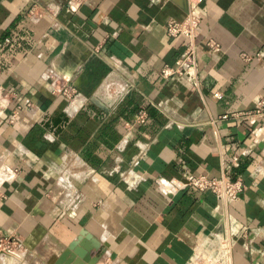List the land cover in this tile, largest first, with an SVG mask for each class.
Listing matches in <instances>:
<instances>
[{"label":"crops","instance_id":"crops-1","mask_svg":"<svg viewBox=\"0 0 264 264\" xmlns=\"http://www.w3.org/2000/svg\"><path fill=\"white\" fill-rule=\"evenodd\" d=\"M187 5L0 0V232L23 240L0 264L78 263L84 228L97 264H196L217 239L228 264H264V0L198 4V84L160 74L185 51L166 24ZM224 171L237 199L161 186Z\"/></svg>","mask_w":264,"mask_h":264},{"label":"built area","instance_id":"built-area-1","mask_svg":"<svg viewBox=\"0 0 264 264\" xmlns=\"http://www.w3.org/2000/svg\"><path fill=\"white\" fill-rule=\"evenodd\" d=\"M82 0H70V7H75L80 4ZM203 0H188L186 16L177 20L171 18L166 24L168 33L171 36H184L186 38V48L181 58L176 65H164L160 74L164 77H170L175 74L184 75L189 74L193 77L194 83L198 84V56H197V37L199 35V26L201 21V15L197 10V6ZM10 37L0 38V51L3 50L10 42ZM209 46L216 47L219 43L215 40H209L207 42ZM246 59H250L251 55L243 54ZM57 90L61 91L67 98L72 99L77 96L80 91L75 85L64 84L57 87ZM215 95L219 96L220 92H215ZM26 105L31 106L33 104L31 99H27ZM22 105H18V108L12 112L11 121L18 114V110ZM257 112L264 111V97L257 103ZM148 116L146 107H141L137 114L138 122H145ZM221 117H229L228 113L223 114ZM195 186L203 191L214 192L220 200L230 201L237 199L240 193L245 189L246 184L242 178L233 179L229 171H224L219 176H209L207 174H189L185 179L173 178L164 179L161 182V186L165 192L178 191L186 186ZM23 245V240L16 234H5L0 232V251L12 252L19 246ZM18 246V247H17Z\"/></svg>","mask_w":264,"mask_h":264},{"label":"rangeland","instance_id":"rangeland-1","mask_svg":"<svg viewBox=\"0 0 264 264\" xmlns=\"http://www.w3.org/2000/svg\"><path fill=\"white\" fill-rule=\"evenodd\" d=\"M20 247L21 246H19L18 248ZM76 254L78 255V253ZM227 254H228L227 245L222 243L221 241L218 242V239H217L215 240V244L213 243L209 247L207 253L200 255V260L198 259L199 261H197L196 264H228L225 259ZM64 261L67 264H75V262L72 259H65ZM86 263H87L86 260L82 258L81 256H79L77 264H86ZM104 264H118V263L109 261Z\"/></svg>","mask_w":264,"mask_h":264},{"label":"water","instance_id":"water-1","mask_svg":"<svg viewBox=\"0 0 264 264\" xmlns=\"http://www.w3.org/2000/svg\"><path fill=\"white\" fill-rule=\"evenodd\" d=\"M82 234L85 235L77 246L73 248L74 253H78L79 256L86 260V264H97L101 258L102 252L93 254V250L98 248L97 240L93 239L94 235L91 232H88L85 228L82 229ZM67 252H64L62 255V260L67 259ZM75 264H77L75 262Z\"/></svg>","mask_w":264,"mask_h":264},{"label":"trees","instance_id":"trees-1","mask_svg":"<svg viewBox=\"0 0 264 264\" xmlns=\"http://www.w3.org/2000/svg\"><path fill=\"white\" fill-rule=\"evenodd\" d=\"M8 44H9V43H8ZM8 44H7V45H8ZM7 45H6V47H7ZM146 107H147V106H146ZM147 109H148V107H147ZM240 171H241V170H240ZM240 171H238V172H240ZM230 174H231V177H232L233 179H236V175H235V174L233 175V172L230 173Z\"/></svg>","mask_w":264,"mask_h":264}]
</instances>
